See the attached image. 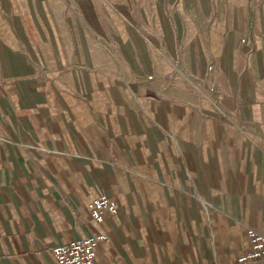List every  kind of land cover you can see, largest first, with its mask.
<instances>
[{
	"label": "crops",
	"instance_id": "obj_1",
	"mask_svg": "<svg viewBox=\"0 0 264 264\" xmlns=\"http://www.w3.org/2000/svg\"><path fill=\"white\" fill-rule=\"evenodd\" d=\"M95 230V264L264 237V0H0V264Z\"/></svg>",
	"mask_w": 264,
	"mask_h": 264
},
{
	"label": "built area",
	"instance_id": "obj_2",
	"mask_svg": "<svg viewBox=\"0 0 264 264\" xmlns=\"http://www.w3.org/2000/svg\"><path fill=\"white\" fill-rule=\"evenodd\" d=\"M90 221L95 227L101 226L107 219L117 215L114 201L100 195L88 205ZM248 251L236 260L235 264H264V237L248 230ZM108 241L104 232H95L86 238L72 241L51 250L56 264H95L96 247Z\"/></svg>",
	"mask_w": 264,
	"mask_h": 264
}]
</instances>
